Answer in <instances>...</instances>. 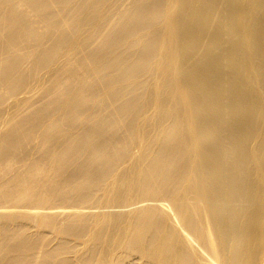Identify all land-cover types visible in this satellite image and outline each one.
<instances>
[{
  "label": "bare ground",
  "instance_id": "bare-ground-1",
  "mask_svg": "<svg viewBox=\"0 0 264 264\" xmlns=\"http://www.w3.org/2000/svg\"><path fill=\"white\" fill-rule=\"evenodd\" d=\"M0 264H264V0H0Z\"/></svg>",
  "mask_w": 264,
  "mask_h": 264
}]
</instances>
